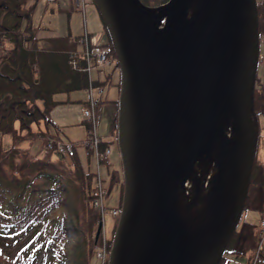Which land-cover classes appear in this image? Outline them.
Segmentation results:
<instances>
[{"label":"trees","instance_id":"16d2710c","mask_svg":"<svg viewBox=\"0 0 264 264\" xmlns=\"http://www.w3.org/2000/svg\"><path fill=\"white\" fill-rule=\"evenodd\" d=\"M141 1L152 8L168 2ZM37 2L0 0V132L12 134L14 142L22 140V136H17L16 122H19L21 131L28 133L26 139L43 138L48 143V148L43 147L37 153L16 144L5 149L0 143V264H36L37 257L44 250L50 251L52 242L69 252L64 248V239L70 232L78 236L86 232L85 229L82 231V226L88 220L91 226L101 221V212L94 205L97 175L91 163L84 164L75 148L77 142L72 141L73 155L54 160V150L58 149L54 138L57 137L39 127L42 128L44 123L59 130L52 118L53 109L62 102L55 97L57 94L89 90L90 85L96 88L108 86V77L104 80L91 77L85 57L78 54L80 50L84 51V47L81 49L79 38L70 34L51 38L52 45L48 49L33 46L37 36L32 18ZM257 12L259 55L250 109L255 131V155L242 217L218 264H228L234 254H254L264 237V162L257 160L264 139V77L261 76L264 69V0H257ZM100 15L108 44L114 48L101 12ZM113 57L117 58L115 48ZM116 64L119 67L118 61ZM116 85L121 89V76ZM67 98L70 102L74 101ZM99 98V107L116 102L102 96ZM117 102L111 135L102 140V149L119 142ZM35 125L39 132L34 133ZM92 129L88 121L87 140L93 135ZM103 163L109 166L107 190L110 192V187L119 183L124 192L123 173L117 168H110L109 158L106 157ZM121 206L122 200L117 208L121 209ZM252 211L260 215L258 222L243 219L245 213ZM92 250L81 253L85 262L89 261ZM52 260L51 264H55L54 257ZM260 261L264 263V251Z\"/></svg>","mask_w":264,"mask_h":264},{"label":"water","instance_id":"95a60500","mask_svg":"<svg viewBox=\"0 0 264 264\" xmlns=\"http://www.w3.org/2000/svg\"><path fill=\"white\" fill-rule=\"evenodd\" d=\"M95 2L110 32L121 69L118 143L123 166L124 195L107 264H191L188 237L178 210L172 180L177 158L173 122L178 114V100L187 87L189 69L197 52L225 33H229V42L237 39L245 24L244 17L239 14L245 3L255 44L253 77L245 104L251 121L254 73L259 55L257 0H232L233 11L223 24L201 38L189 19L188 0H169L161 6L166 21L163 28L155 30L146 25L142 14L155 8L145 5L141 0ZM163 29L178 34L179 44L161 67L156 68L149 62L145 46L150 44L156 50H165L166 46L160 41ZM247 52V46L238 49L233 60L234 71L245 62ZM174 79L179 81V95L176 97L170 89ZM236 116L241 135L236 137L233 145L228 141V144H223L218 154L215 179L219 185L223 181L225 155L229 158L232 154L238 158L241 142L247 138L240 109ZM220 131L224 134L223 128ZM212 143L213 140L210 145ZM249 148V171L244 174V160L239 161L244 187L232 198L230 220L224 236L217 245L211 246L197 258V264H218L240 222L255 155V131L249 138ZM203 156L202 146L195 142V150L185 172L193 171ZM218 215L217 209L215 217ZM133 226L135 237L131 239ZM102 227L100 223L96 238L100 236Z\"/></svg>","mask_w":264,"mask_h":264},{"label":"bare ground","instance_id":"6f19581e","mask_svg":"<svg viewBox=\"0 0 264 264\" xmlns=\"http://www.w3.org/2000/svg\"><path fill=\"white\" fill-rule=\"evenodd\" d=\"M201 3H207L208 10L202 12L199 7ZM231 3L232 0H188V16L199 38L223 24L233 11ZM163 13V8L142 12L146 25L154 30L163 28L164 24L159 22ZM239 14L244 17L245 24L234 42H229V33H225L197 52L189 69L187 87L178 100V114L173 122L177 158L172 180L178 210L188 237L191 264H197V258L223 238L230 220L232 198L244 187L243 176L238 168L239 161L244 160V174L249 171L251 162L249 138H252L254 129L245 104L252 83L255 44L245 3ZM160 41L166 46L165 50H156L150 44L145 46L147 58L156 68L161 67L176 50L179 36L169 29H163ZM242 46L248 48L246 60L234 71L233 60ZM178 83L174 79L170 85L175 97L179 95ZM238 109L245 121L247 138L241 142L238 158L232 154L229 158L225 155L224 176L219 185L215 179L218 154L223 144H228V141L233 145L236 137L241 135L236 116ZM211 140L213 143L210 145ZM195 142L202 146L204 156L210 157L214 163V169L207 175L197 165L193 171L185 172L194 153ZM188 178L194 187L185 184ZM217 209L219 215L215 217ZM134 237L135 226L130 234L131 239Z\"/></svg>","mask_w":264,"mask_h":264},{"label":"rangeland","instance_id":"374dc122","mask_svg":"<svg viewBox=\"0 0 264 264\" xmlns=\"http://www.w3.org/2000/svg\"><path fill=\"white\" fill-rule=\"evenodd\" d=\"M85 6L84 8L83 6L77 7L75 4V0H38L34 8L32 18V25L36 27L37 40L35 41V45H51V38L54 35L66 36L70 34L74 38H79L78 41L79 43L81 42L80 46L83 47L81 36L85 35L87 29V31L91 33V37L94 39V41H98L97 44H107L109 42L107 32L105 31L100 11L95 0H87ZM199 7L202 9V12L204 10H208L207 3H201ZM158 8L161 9L163 7ZM93 12H95L96 14L95 17H93ZM165 21L166 15L162 14L159 22L162 25L165 23ZM26 23L27 22L25 20L24 24ZM85 49L86 48L84 47V51H80L78 52V54H82L84 56ZM262 49V54L264 55V43ZM117 61L118 58L113 57L112 59H110L107 67L106 65H100L97 67H93L92 70H90L91 77L93 78L104 80L108 77V86H100L99 88H96L93 85L89 86L94 89V100L99 102V97L101 96L103 99L106 98L110 100H116V102H109L101 107H99V104L96 105V118H98V120L95 123V127L92 121H89L84 116L85 109L87 107H91L89 104L94 102V100L89 101L90 90L88 89L75 91L72 92V94L59 93L55 96L59 100H64L65 98H67V96H70V98L74 100L68 103V105H61L62 103L60 105L58 104L52 111L54 112L52 113L54 114V118L59 123H61V118H69L71 116L68 127L59 128L58 130V128L54 129L53 127L45 125L44 123L41 124L42 128L39 127V129H43L46 132H49V134L54 133L57 137L54 138V140L57 144L56 147L59 149L54 150V160H58L60 157L68 158V151L60 149V146L63 143L69 144V142L71 141L77 142V147L75 148L78 149L82 161L85 165L91 163L92 170L96 171L97 179L95 185L98 184L99 179L103 180L106 194L104 196L103 203L101 202L100 198H98L97 204L96 201H94L95 207L101 212V221L99 222V224L96 225L95 223L93 226H91L90 220H88V223L85 224V226L82 223V231H84L85 229L86 232H82V234L78 236L75 233L70 232L64 239V248L69 249V252H65L64 250H62L63 248H60L57 244H55V242H52L50 244V251L44 250L37 257L36 264H51L53 262V257L55 258V264H107L106 260L109 257L108 255L111 249V247L109 246L110 243L112 244L113 242L121 215V209H118L117 207L120 205V200H122L123 202L124 195V192H122L123 186H121L119 183H116L112 187H110V192L109 190H107V185L109 184V166L103 163V160L106 159V157L102 156L105 154L106 149H109L110 153L108 157L111 164L110 168H117L123 173L119 143L116 142L104 149L101 148L102 140L108 139L111 135L113 118L118 110L117 100L120 101L121 99V89L116 85L120 82L121 76V69L120 66H117ZM261 76L264 77L263 68L261 70ZM112 83L113 85L111 86ZM64 108H67L68 110L64 111ZM88 121L92 124V128H95L94 130L98 135V138L100 139V154L96 152L95 146L92 144V142L88 143L87 145L84 144V141L87 140ZM16 128L18 132L17 136L19 138L22 136V140H17L18 143L17 141L14 142L15 140L12 134H4L0 132V143L5 149L12 147L14 144L19 147L30 148L32 153H37V151L42 150L43 147L48 148V143L44 142L45 139L43 138L26 139L28 133L27 131H21L19 122H16ZM34 128L36 129V131L34 130V133L39 132L36 125L34 126ZM49 141H51V139ZM261 143L263 145L259 149L257 160L264 162V139ZM92 152L93 155L91 156ZM196 165L204 175L209 174L214 169V163L212 159L207 156H203ZM99 173L101 178L99 176ZM190 180L191 179L188 178L185 184L194 187L193 184H191ZM97 188L98 187H96L95 190ZM115 209H117L116 211H118L119 216L114 214ZM244 218L254 222H258L260 220V215L257 212L252 211L245 213L243 219ZM100 223L103 224V227L100 236L96 238ZM259 243H261V241ZM263 249L264 237L262 243L258 245V248L256 249V252L254 254L231 255L228 264H264L260 261L261 253L264 251ZM86 250H92V255L89 257L88 262H85V260L82 258L83 255H81V253L83 252L84 254V251L86 252ZM105 254L107 255L106 260H104Z\"/></svg>","mask_w":264,"mask_h":264},{"label":"built area","instance_id":"2783aa9c","mask_svg":"<svg viewBox=\"0 0 264 264\" xmlns=\"http://www.w3.org/2000/svg\"><path fill=\"white\" fill-rule=\"evenodd\" d=\"M50 1H55V0H50ZM75 2L77 4V6H81L84 3V0H75ZM82 43L85 44L84 47L86 48L84 57L86 59L87 69H88L89 72H90V70L93 67H97V66H100V65H103V66L106 65V67L108 66V63L110 62V59L113 58V51H114L113 46H111L108 43L107 44L92 45L90 40H89L88 33H85V35L82 37ZM73 64H74V66H76V61H74ZM89 90H90L89 101H92V100L95 99L94 96H93V90L94 89L89 88ZM97 104H98V102L96 100H94L93 103L89 104L91 107H87L85 109V111H84V116L89 121H92L94 127H95V123L98 120V118H96L97 114H96V110H95V107H96ZM94 129H92L93 130L92 131L93 135L89 138V140H86L85 143L88 144V143L92 142V144L95 146L96 152L100 154V149H99L100 139L98 138V135L96 134ZM60 149L68 151L69 155H73V153H74V145L71 142H69V144L63 143L60 146ZM109 153H110V150L106 149L105 154L102 155V156L108 157ZM99 176H100V173H99ZM100 178H101V176H100ZM96 187H98L95 190V196H96L95 201H96V204L98 202L97 201L98 198H100L101 202L103 203L104 202V196L106 194V190H105V187H104L103 180L99 179V182L96 185ZM116 210L117 209H115L114 214L119 216V213ZM120 214H121V211H120ZM106 258H107V255L105 254V259L104 260H106ZM107 260H106V262H107Z\"/></svg>","mask_w":264,"mask_h":264},{"label":"crops","instance_id":"0c3cea01","mask_svg":"<svg viewBox=\"0 0 264 264\" xmlns=\"http://www.w3.org/2000/svg\"><path fill=\"white\" fill-rule=\"evenodd\" d=\"M57 1V0H56ZM86 3H87V0H84V3L81 5V6H83V8H84V6L86 5ZM75 4H76V2H75ZM76 6H77V4H76ZM81 6H77V7H81ZM86 7V6H85ZM93 11V10H92ZM96 16V14H95V12H93V17H95ZM88 30V29H87ZM86 30V33H88L89 34V40H90V42H91V44L92 45H97V43H98V41H94V39L91 37V33L89 32V31H87ZM94 31V30H93ZM67 36V35H66ZM54 37H60V35H54L52 38H54ZM81 37H83V36H81ZM81 43V42H80ZM80 43H79V47H81L80 46ZM51 45H52V43H51ZM51 45H47V46H41V45H39V46H36L35 45V42L33 43V46L34 47H36V48H39V49H48V48H50L51 47ZM85 46V44L83 43V47ZM81 49H82V47H81ZM81 51V50H80ZM72 94V93H71ZM67 97H70V96H67ZM68 98H65L64 100H62V104L61 105H68V103H70V101L69 100H67ZM60 105V104H59ZM56 108V107H55ZM54 110V109H53ZM67 111L68 109L67 108H64V111ZM52 113H54V112H52ZM52 118H53V120L55 121V123L58 125V127L59 128H64V127H68V124H69V122H70V119H71V116L69 117V118H61V123H59L58 121H56V119L54 118V114H52Z\"/></svg>","mask_w":264,"mask_h":264}]
</instances>
